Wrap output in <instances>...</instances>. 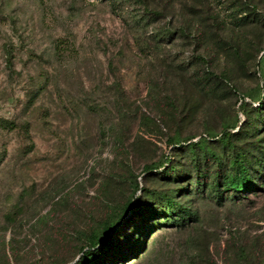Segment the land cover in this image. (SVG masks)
<instances>
[{
	"label": "rangeland",
	"instance_id": "rangeland-1",
	"mask_svg": "<svg viewBox=\"0 0 264 264\" xmlns=\"http://www.w3.org/2000/svg\"><path fill=\"white\" fill-rule=\"evenodd\" d=\"M144 2L160 15L145 14L136 0H0V118L15 125L0 130V264H73L81 234L108 220L111 207L142 198L132 192L134 179L154 192L185 183L151 181L142 170L173 157L166 141L176 132L194 140L217 133L237 107L235 95L198 84L197 57L238 92L259 82L253 72L264 25L239 28L232 17L247 2L264 16V0ZM220 41L246 67L230 48H217ZM175 196L197 222H148L144 230L141 205V217L120 218L107 233L106 264H256L264 257V191L240 201L226 195L221 205ZM134 228L143 246L119 263L132 253L124 242Z\"/></svg>",
	"mask_w": 264,
	"mask_h": 264
},
{
	"label": "trees",
	"instance_id": "trees-1",
	"mask_svg": "<svg viewBox=\"0 0 264 264\" xmlns=\"http://www.w3.org/2000/svg\"><path fill=\"white\" fill-rule=\"evenodd\" d=\"M108 4H113L114 0H102ZM140 3L145 14L160 15L159 12H149L144 0H136ZM238 8L239 17H232L236 27L245 25H264V16L259 15L250 2L241 3ZM207 19L216 21L215 17L206 16ZM181 35L184 32H180ZM217 48H230L231 56L238 67H246L245 62L240 58L237 49L228 46L224 41H220ZM202 69L197 76L198 84L204 81L208 87H203L206 93L220 92L221 95L229 94L236 96V113L241 114L242 121L235 113L225 121L219 132L206 131L201 135L181 137L175 133L166 141L173 157L165 158L164 162L145 166L142 173L151 181L160 179L167 183H174L176 180L185 182L171 191L154 192L138 188L135 180L131 182L133 194L142 192V198H134V208L129 210V202L119 209L117 206L111 207L113 213L108 220L104 219L100 225L90 230L87 234H81L83 244L78 248L80 257L73 264H106L110 259L106 251L112 243V238L107 233L112 229L113 224L120 218H125L122 222L130 220L132 215L141 217L140 206L145 207L147 215L145 220L146 229L148 222L154 225H170L181 228L188 223L197 222L195 212H191L180 200L176 199V194L181 196L198 195L207 198L217 205L230 195L233 201H240L244 195L256 194L264 191V53L255 63L259 82L248 92H238L234 86L230 85V79L226 75H216L208 70V62L201 57H197ZM10 67V61L7 59ZM13 122L0 118V130H13ZM2 157H0V163ZM189 177V178H188ZM192 183V185L190 184ZM141 199V201H140ZM118 209V210H117ZM119 211V212H118ZM115 219V220H114ZM143 233V230H142ZM140 232L134 228L133 234L124 242L125 247H130L132 253L120 256V262L127 257L132 258L142 248L143 244L139 240ZM104 235L101 242L100 236ZM120 246H117L116 251ZM115 257V256H112ZM109 262V261H108ZM256 264H264V257Z\"/></svg>",
	"mask_w": 264,
	"mask_h": 264
}]
</instances>
